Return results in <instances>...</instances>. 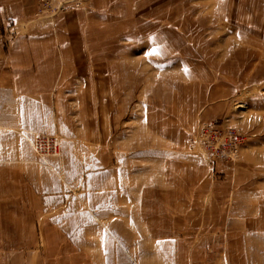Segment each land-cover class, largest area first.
I'll return each mask as SVG.
<instances>
[{
    "label": "rangeland",
    "instance_id": "374dc122",
    "mask_svg": "<svg viewBox=\"0 0 264 264\" xmlns=\"http://www.w3.org/2000/svg\"><path fill=\"white\" fill-rule=\"evenodd\" d=\"M261 55L264 0H0V264H264Z\"/></svg>",
    "mask_w": 264,
    "mask_h": 264
},
{
    "label": "built area",
    "instance_id": "2783aa9c",
    "mask_svg": "<svg viewBox=\"0 0 264 264\" xmlns=\"http://www.w3.org/2000/svg\"><path fill=\"white\" fill-rule=\"evenodd\" d=\"M208 132V130H201L202 136L205 137L201 146L202 149L204 148L206 151L207 148L210 149L207 152L205 151L208 155L210 154L211 157L222 160H228L236 156L238 148L241 144V140L237 135L233 134L232 130L228 131V135L226 136L229 142L224 141V143L222 144V147L224 149L221 151H218L219 144H215V137H213L212 135L208 136ZM31 145L35 154L40 158L56 157V154L54 152L59 148L58 141L54 138L48 137L33 138ZM228 146L229 148H227Z\"/></svg>",
    "mask_w": 264,
    "mask_h": 264
},
{
    "label": "bare ground",
    "instance_id": "6f19581e",
    "mask_svg": "<svg viewBox=\"0 0 264 264\" xmlns=\"http://www.w3.org/2000/svg\"><path fill=\"white\" fill-rule=\"evenodd\" d=\"M261 56H263V55H261ZM263 58H264V56H263V57H259V60L261 59V61H262V60H264ZM58 150H59V149H56L55 152H54L56 155H58ZM56 155H55V156H56Z\"/></svg>",
    "mask_w": 264,
    "mask_h": 264
},
{
    "label": "snow or ice",
    "instance_id": "6c2138e0",
    "mask_svg": "<svg viewBox=\"0 0 264 264\" xmlns=\"http://www.w3.org/2000/svg\"><path fill=\"white\" fill-rule=\"evenodd\" d=\"M152 54H155V53H152Z\"/></svg>",
    "mask_w": 264,
    "mask_h": 264
}]
</instances>
